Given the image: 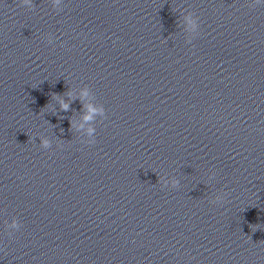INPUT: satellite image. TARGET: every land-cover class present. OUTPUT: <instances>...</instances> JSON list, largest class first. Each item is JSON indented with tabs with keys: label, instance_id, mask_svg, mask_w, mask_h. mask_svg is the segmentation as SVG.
Here are the masks:
<instances>
[{
	"label": "clouds",
	"instance_id": "clouds-1",
	"mask_svg": "<svg viewBox=\"0 0 264 264\" xmlns=\"http://www.w3.org/2000/svg\"><path fill=\"white\" fill-rule=\"evenodd\" d=\"M24 2H25V3H28L29 0H24ZM257 3H259V0H257ZM68 108H69V105H68V104L61 102V110H63V111H67ZM89 111H90V112H95L96 109H94V108H89ZM85 119H86V120H87V119H91V116H85ZM46 143H47V142H45V144H46Z\"/></svg>",
	"mask_w": 264,
	"mask_h": 264
}]
</instances>
